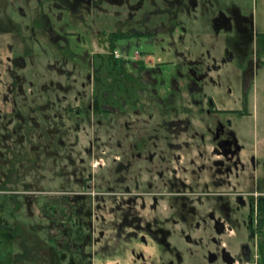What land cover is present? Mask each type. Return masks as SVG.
I'll list each match as a JSON object with an SVG mask.
<instances>
[{
  "label": "flooded vegetation",
  "instance_id": "af4514ba",
  "mask_svg": "<svg viewBox=\"0 0 264 264\" xmlns=\"http://www.w3.org/2000/svg\"><path fill=\"white\" fill-rule=\"evenodd\" d=\"M227 10L220 0H0V197L12 204L0 213V236L14 239L0 247H12L10 264H59L73 252L68 264H94L86 248L98 238L82 233L94 232L93 217L104 222L96 208L106 199L108 213L120 214L110 221L114 242L146 235L172 251L182 234L195 247L206 239L210 263L253 261L264 235L253 205L264 193L239 189L264 157L245 153L239 121L252 117L245 107L264 70L263 36ZM210 12L212 35H187ZM84 38L98 46L89 51ZM119 40L143 44L122 64L137 85L117 95ZM171 70L169 81L158 78ZM239 229L247 241L232 254L216 237Z\"/></svg>",
  "mask_w": 264,
  "mask_h": 264
},
{
  "label": "rangeland",
  "instance_id": "374dc122",
  "mask_svg": "<svg viewBox=\"0 0 264 264\" xmlns=\"http://www.w3.org/2000/svg\"><path fill=\"white\" fill-rule=\"evenodd\" d=\"M221 7L224 11H228V9L233 8L237 9L242 15H245L249 17L252 21V25L255 29V31L259 34H262V39L260 40V44H257L258 48V55L261 56V58L264 60V0H220ZM214 12V11H213ZM213 12L207 13L205 17H197V22L194 21V23L188 26V33L187 35H191L194 37L195 32H202L203 34L212 35V30L210 28V21L209 17H211ZM186 19V18H182ZM189 22H191L189 19H187ZM186 20V21H187ZM187 27V26H186ZM113 31V29H109V31ZM98 38H96L97 40ZM84 42V46L89 51H93L94 47L98 46V42L93 41L91 39L84 38L82 40ZM143 44V41H121L116 45L117 52L120 54V56L115 59L114 57H111L112 63H113V69L112 73L114 76H116L119 81L117 82V90L116 94L120 95L123 92H120L124 88V83L128 82L130 85H137V81L133 80L131 77L130 70L128 71L127 75H124L122 64L125 62L123 58L132 59L133 56L136 54V51L140 49V45ZM164 47H166V44H164ZM150 48V47H148ZM144 49L146 50L147 47L144 45ZM181 50H185L183 46L180 48ZM255 49V47H254ZM101 51V59L104 65V68L106 71L110 69V63H109V55L107 52H109L108 46L102 45L100 47ZM254 52V51H253ZM162 55V54H161ZM170 58H174L176 55L171 53V55H166ZM154 63L150 59L146 60L145 67L152 66ZM170 68H167L169 70ZM167 73L159 76L160 80L169 81L170 77L173 76L174 71H166ZM134 75L136 73L134 72ZM125 77V81H121V77ZM137 76V75H136ZM220 82V81H219ZM233 81H229V85H232ZM221 85H217V89L222 91L224 93V90H226L228 81H221ZM167 84V83H166ZM226 86V88H225ZM137 88V87H136ZM213 91V90H212ZM222 93V95H223ZM220 99V98H217ZM130 101L136 100L135 99V93H130ZM249 105L245 107V111L248 114H251L252 117H245L240 123L241 131L243 132V142L245 144V153L247 155H256L257 157L261 156L264 157V70L261 71V76L259 79H257L255 88L251 92L250 98H249ZM226 104H230L231 102H228L227 100H223ZM221 101V104H224ZM134 106V105H133ZM223 106V105H221ZM264 159V158H263ZM262 159L261 163H264ZM94 173V171H93ZM246 179L243 181V184H241V188L239 190L247 193L252 194L254 191H259L261 193H264V166L249 169V173H247ZM123 190L124 187H119L117 191ZM94 187H90L88 191H94ZM222 190H219V192ZM22 201V200H20ZM119 201V200H117ZM90 203H88V206L96 207L98 199L94 202V199H90ZM110 202L108 199L104 201V205H101L100 210L96 208L97 214L100 215L103 213L105 216L104 222H98L97 219L92 218V222L95 224V230L94 232L90 229H85L84 232L82 230V234L85 233L91 234V238L96 237L98 238V243H91L87 246V251H89L94 256V264H221V263H210L209 261V255H208V249L206 247V239L203 238L201 243L199 242V246L195 247V245H189L187 244L186 237L182 234H176L172 238L173 242V249L172 251H168L166 248L159 246L157 244H154L149 237L146 235H141L137 238H126L123 237V240H119L117 242H114L116 238V230L114 225L111 224L110 221H112L115 217L119 216L120 214H112L110 215L108 213V209L110 208ZM125 205V202L123 203ZM12 204L10 203V200L4 197H0V213L1 211L9 212L11 210ZM20 212L23 213L25 211V206L23 205L20 208ZM4 213V212H3ZM248 209L245 208L241 215L239 216L238 220L239 223L243 226L244 222L247 223L248 220ZM8 223H10L11 218L7 215ZM13 221V220H12ZM6 226L10 227L9 224ZM166 227L173 228L172 224H166ZM178 227V226H177ZM5 228V224L3 226ZM237 233V237L234 238L233 235L229 237H216L219 241H223L224 243H227L229 245V248L232 249V254L237 253L239 249V243L243 241H247V235L245 229H239L238 231L235 230ZM100 233V234H99ZM199 233V232H197ZM2 234V232H1ZM81 232L79 233V237H76L75 239L78 241H81L82 237ZM196 234V232H195ZM194 234V235H195ZM205 236V235H203ZM1 237L2 244H14V239L12 240V237H6L5 235ZM208 241V240H207ZM146 242V243H145ZM254 257L253 261L250 264H264V235L260 234L256 237L254 242ZM256 246V247H255ZM13 254L12 247H6L3 249L0 247V264H10L11 260H14L11 258V255ZM72 257L76 259L78 257L76 252L69 253L68 256L66 255L62 260L60 259L59 264H68V258ZM93 264V259L92 263Z\"/></svg>",
  "mask_w": 264,
  "mask_h": 264
},
{
  "label": "trees",
  "instance_id": "16d2710c",
  "mask_svg": "<svg viewBox=\"0 0 264 264\" xmlns=\"http://www.w3.org/2000/svg\"><path fill=\"white\" fill-rule=\"evenodd\" d=\"M253 212H256L257 226L264 233V195L260 196L253 205Z\"/></svg>",
  "mask_w": 264,
  "mask_h": 264
},
{
  "label": "water",
  "instance_id": "95a60500",
  "mask_svg": "<svg viewBox=\"0 0 264 264\" xmlns=\"http://www.w3.org/2000/svg\"><path fill=\"white\" fill-rule=\"evenodd\" d=\"M232 263H233V260L229 264H232Z\"/></svg>",
  "mask_w": 264,
  "mask_h": 264
},
{
  "label": "crops",
  "instance_id": "0c3cea01",
  "mask_svg": "<svg viewBox=\"0 0 264 264\" xmlns=\"http://www.w3.org/2000/svg\"><path fill=\"white\" fill-rule=\"evenodd\" d=\"M242 264H249V263H242Z\"/></svg>",
  "mask_w": 264,
  "mask_h": 264
}]
</instances>
